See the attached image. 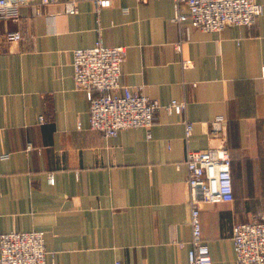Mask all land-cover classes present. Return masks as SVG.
I'll list each match as a JSON object with an SVG mask.
<instances>
[{"label":"crops","instance_id":"0c3cea01","mask_svg":"<svg viewBox=\"0 0 264 264\" xmlns=\"http://www.w3.org/2000/svg\"><path fill=\"white\" fill-rule=\"evenodd\" d=\"M257 1L256 23L210 32L174 22L172 0H113L99 13L80 0L75 14L33 0L17 20L0 19V234L43 230V264H189L185 154L207 148L216 135L210 121L223 116L234 198L204 202L200 220L212 263L238 264L233 225L264 213V0ZM11 29L33 37L9 42ZM99 39L126 46L123 84L161 105L184 100L183 113L157 108L150 136L144 127L109 137L92 129L72 50ZM184 120L193 123L189 138Z\"/></svg>","mask_w":264,"mask_h":264},{"label":"built area","instance_id":"2783aa9c","mask_svg":"<svg viewBox=\"0 0 264 264\" xmlns=\"http://www.w3.org/2000/svg\"><path fill=\"white\" fill-rule=\"evenodd\" d=\"M33 0H0V19L17 20L20 8ZM97 13L108 7L113 0H92ZM147 3L149 0H136ZM178 24L189 21L191 26L203 31H220L227 26L252 25L263 12L257 0H172ZM61 2L67 14L79 10L80 0H41L43 4ZM32 35L20 29L4 34L9 42H18ZM182 38L175 43L181 51ZM126 59V46L107 45L100 39L87 47L72 50L73 79L77 89L83 90L89 101V122L92 129L104 137L114 136L120 130L144 127L150 136L154 113L164 107L169 113H183L185 101L172 99L161 105L139 89L121 82L122 65ZM183 60V67L191 65ZM264 73V68H263ZM38 121H46L40 115ZM216 135L204 149L187 148L184 162L187 167V186L190 205L191 237L188 250L189 264H213L208 245L202 238L200 208L204 202L232 201L234 198L231 157L227 146L226 120L217 116L210 121ZM185 138L193 131V123L184 120ZM31 147V144H28ZM2 158L7 154H1ZM49 182H53L52 175ZM232 240L238 264H264V213L253 219L239 222L232 227ZM182 242H180L181 244ZM48 250L45 232L40 229L10 230L0 234V264H43ZM113 264H128L116 260Z\"/></svg>","mask_w":264,"mask_h":264}]
</instances>
